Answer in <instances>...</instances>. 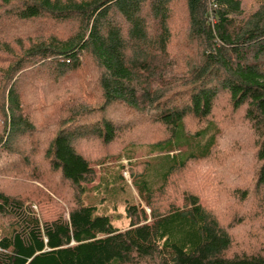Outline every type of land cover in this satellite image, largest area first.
Returning a JSON list of instances; mask_svg holds the SVG:
<instances>
[{"label":"trees","instance_id":"obj_1","mask_svg":"<svg viewBox=\"0 0 264 264\" xmlns=\"http://www.w3.org/2000/svg\"><path fill=\"white\" fill-rule=\"evenodd\" d=\"M243 2L0 0V264H264V245L244 247L264 230V0ZM47 82L56 110L35 99ZM230 123L251 134L249 191L243 171L218 175L248 147L220 143ZM87 141L115 162L143 150L130 180L149 214L122 164L113 178L95 169ZM191 162H208L210 181L171 197ZM223 184L226 223L213 212ZM98 192L122 195L128 227L99 212Z\"/></svg>","mask_w":264,"mask_h":264},{"label":"rangeland","instance_id":"obj_2","mask_svg":"<svg viewBox=\"0 0 264 264\" xmlns=\"http://www.w3.org/2000/svg\"><path fill=\"white\" fill-rule=\"evenodd\" d=\"M244 5L246 8H251L253 6V0H243ZM31 82V81H30ZM49 82L45 83H40L38 86H41L40 88H35V95L37 96L35 99L39 98L42 99L44 98L46 100V102L50 105V107L54 108V110H56L57 106L59 105V98H56V92H58V90L55 88V85H48ZM35 85V82H32L30 87H27L29 91H31L32 87ZM54 98V100H53ZM222 103L219 101L217 106H221ZM218 115V112H217ZM222 125H228V121L226 120H220ZM229 127L233 128L234 130L231 129H223L225 130L222 137H221V141L220 143L224 140L231 142L238 139L241 140L242 142H245L248 144L247 150L244 153L243 151H240L241 154L244 155V158H242V163H241V159L239 158L240 156L236 155V162H238L237 165H235L233 167L232 164H230L229 162H224L223 167H222V171L219 172L218 175H220L222 178L224 177V175L231 173L232 171L238 170V171H243L242 172V176L241 178L238 179V182H236V187H240L242 189H246L247 191H249L250 189L253 188V166H254V161H253V156L247 155L246 153H250V147H251V134H249L248 132L241 130V129H236L235 127H233V124H229ZM47 132L43 131V136H46ZM240 137V139H239ZM146 141H148V139H144ZM23 140L22 138L20 139V141L18 142L20 146H23ZM91 142H82L80 147V150L83 151L84 154H87L89 156V158H91L93 160V162L95 163V169L98 170V172L100 174H104L107 175L109 178H113L114 174H117L119 171V164H122V171L120 172V174L122 175L123 180H125L128 184V186L130 187V196L132 199V202L134 203V205L137 206H141L144 207L146 214H149V209L146 206H142V204L138 203V199H137V194L136 191L133 189L132 185H131V180H130V176L131 173H135L137 170L141 169V165H138L139 162H141L142 160L140 159L141 157L144 156V152L143 150L138 151V156L135 157L134 159H132L131 162H129L128 159H124L121 158L120 161L115 162L117 160H113L114 155H116V151L117 149H113V146L109 147V148H102L103 150H100V147H97V149L99 150V153H93V146H90ZM123 143V142H122ZM219 143V144H220ZM92 149V150H91ZM220 150H218L219 153V157L220 158H225L226 155H228L227 158H230L233 154L232 152L227 153V149H225L223 146H219ZM234 149V148H233ZM102 154V155H101ZM110 156L109 159L106 162H100L98 161L99 158H101L102 156ZM38 156V155H37ZM230 156V157H229ZM218 157V158H219ZM137 159V160H136ZM136 160V161H134ZM38 161H42V159H40L38 157ZM208 162L206 163H202V164H197L195 162H191L188 167L182 171L181 173H179L177 176H175L172 180V184H174L175 186H172L171 191L169 192V195L171 197L176 198L177 195L188 188H194L196 190H198L197 187H195V185L200 184L202 182H208L210 181L209 178H207L205 176V174H203V172H200L199 170H203L205 171L206 169H201L200 167H208ZM215 163L213 164V167H215ZM208 172V171H206ZM243 174H246V176H244ZM194 179V180H191ZM207 179V180H206ZM209 179V180H208ZM196 180V181H195ZM224 188H225V194L224 195H220V202L219 205L221 207L222 210H218V211H213L215 214H217L220 218L221 222H227V219L229 218L228 214L231 213L233 211V209L227 205L228 200L230 199V196L228 195V191L230 190L229 186H226L225 184H223ZM127 190V195L129 196V192L128 189ZM67 190L64 189V192H66ZM111 197L107 196L106 194H103L100 192H98V198H102V200H100V203H97L98 206V210L99 212H104L106 214H108L111 218V222L113 223V225L119 229H124L126 227H128L129 225V220L125 215V211H124V207H123V197L120 194L115 195H110ZM104 197V199H103ZM156 200H158V203H162L164 204V202L167 200L166 198L163 197H157ZM56 202H58V204L62 205L64 207V209H66V205L62 202L59 201V199H56ZM34 210L36 213L39 214V209L38 207L35 205L33 206ZM225 210L227 211V213L225 212ZM256 223H264V222H256ZM243 227L244 225L240 226V227H236L237 230H232V239L235 243H239L238 238H241L242 240H245V237L240 235H237L236 233H242L243 234ZM252 233L255 229L259 230V227L257 226V224L255 226H252ZM258 240L260 242H258ZM264 245V230L263 232L259 230V235L258 238L255 239L253 238V246L252 247H248V246H244L246 248H249V250H257V248H259V246ZM264 247V246H262Z\"/></svg>","mask_w":264,"mask_h":264}]
</instances>
